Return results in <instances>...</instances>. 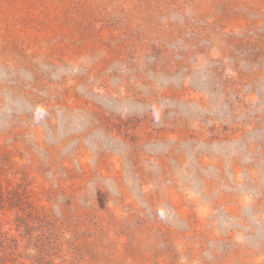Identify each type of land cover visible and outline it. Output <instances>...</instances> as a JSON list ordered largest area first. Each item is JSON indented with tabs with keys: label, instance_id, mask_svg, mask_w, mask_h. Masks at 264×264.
Segmentation results:
<instances>
[{
	"label": "rangeland",
	"instance_id": "374dc122",
	"mask_svg": "<svg viewBox=\"0 0 264 264\" xmlns=\"http://www.w3.org/2000/svg\"><path fill=\"white\" fill-rule=\"evenodd\" d=\"M0 264H264V0H0Z\"/></svg>",
	"mask_w": 264,
	"mask_h": 264
}]
</instances>
